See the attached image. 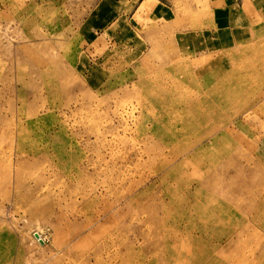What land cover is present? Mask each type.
<instances>
[{"label": "rangeland", "instance_id": "374dc122", "mask_svg": "<svg viewBox=\"0 0 264 264\" xmlns=\"http://www.w3.org/2000/svg\"><path fill=\"white\" fill-rule=\"evenodd\" d=\"M104 1L0 0V264H264V0Z\"/></svg>", "mask_w": 264, "mask_h": 264}, {"label": "crops", "instance_id": "0c3cea01", "mask_svg": "<svg viewBox=\"0 0 264 264\" xmlns=\"http://www.w3.org/2000/svg\"><path fill=\"white\" fill-rule=\"evenodd\" d=\"M145 1L147 0H144V1L143 0H132V2L129 5L127 4L126 7L123 8V11H121L123 13L121 15V12H119L120 10L116 9L114 5L110 2V0H105L104 2L100 4V8H99L100 17H102L103 27L107 26L114 20L115 21L113 23H115L116 25H120V23H123L122 21H125L126 13L129 12L131 9H133L136 6V4L138 5L135 9L134 16L137 15L138 14L137 10H138L139 5H140V8H143L145 6L144 4Z\"/></svg>", "mask_w": 264, "mask_h": 264}, {"label": "bare ground", "instance_id": "6f19581e", "mask_svg": "<svg viewBox=\"0 0 264 264\" xmlns=\"http://www.w3.org/2000/svg\"><path fill=\"white\" fill-rule=\"evenodd\" d=\"M193 102H194V101H193ZM223 130H224V128H223ZM214 134H215V133H214ZM215 135H216V134H215ZM215 135H214V136H215ZM211 143H212V142H211ZM201 149H202V148H201ZM197 152H198V151H197ZM181 165H182V167H183V166H185V163L182 162ZM213 177H214V176H213ZM199 184H200V185H203V182H202V183L200 182ZM35 235H37V236L39 237L38 234H35ZM35 235H34V236H35ZM35 239H37L38 242L42 241V240L40 239V237H39V238H36V237H35ZM170 240H171V239H170ZM201 241H202V240H201ZM98 248H99V247H98ZM106 248H107V247H106ZM104 249H105V248H104ZM211 249H212V250H215V248H211ZM211 249H210L209 251H211ZM106 250H107V249H106ZM212 256H213V255H212ZM218 262H219V260L217 261L216 259L212 258L210 261H205V262H202L201 264H218ZM219 264H220V263H219Z\"/></svg>", "mask_w": 264, "mask_h": 264}, {"label": "water", "instance_id": "95a60500", "mask_svg": "<svg viewBox=\"0 0 264 264\" xmlns=\"http://www.w3.org/2000/svg\"><path fill=\"white\" fill-rule=\"evenodd\" d=\"M36 238H39L37 235H35ZM40 244H42V241H40Z\"/></svg>", "mask_w": 264, "mask_h": 264}]
</instances>
